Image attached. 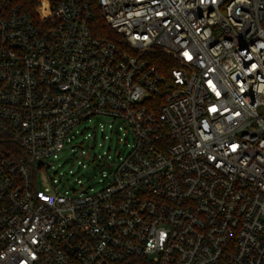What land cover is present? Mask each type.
<instances>
[{"label": "built area", "instance_id": "built-area-1", "mask_svg": "<svg viewBox=\"0 0 264 264\" xmlns=\"http://www.w3.org/2000/svg\"><path fill=\"white\" fill-rule=\"evenodd\" d=\"M97 4L0 0V264H264V0Z\"/></svg>", "mask_w": 264, "mask_h": 264}, {"label": "rangeland", "instance_id": "rangeland-1", "mask_svg": "<svg viewBox=\"0 0 264 264\" xmlns=\"http://www.w3.org/2000/svg\"><path fill=\"white\" fill-rule=\"evenodd\" d=\"M92 125H93L92 123L86 124L85 126H82V128H86ZM87 133L88 132H86L83 135L78 133L77 135L72 136V142L66 148L64 154L61 155L60 160L55 163V169H57L58 164H61L62 165L61 170H64L66 172L70 169L76 170L78 167L77 161H83L89 165L90 163L89 160H87L86 156H81L80 154L82 153L83 150L89 153L93 145H95V149L91 151L90 158H94L95 156L102 154L103 151H107V150L108 151L111 150V152L113 153L114 147H118L120 150L121 149L126 150V147L123 144H118L115 140V137L113 138L112 135L111 136L109 135V138H111V140L104 141L101 134L96 133L95 142H94L92 139L86 138ZM101 144H103V147L100 146ZM73 146L77 147L78 153L75 154L72 152ZM79 175L80 174H78V176ZM53 177H55V170H50L48 174L46 173V171L41 170V172L38 174V183L40 186L44 187L50 183V179ZM81 179H84V181L86 180L85 177H82Z\"/></svg>", "mask_w": 264, "mask_h": 264}, {"label": "trees", "instance_id": "trees-1", "mask_svg": "<svg viewBox=\"0 0 264 264\" xmlns=\"http://www.w3.org/2000/svg\"><path fill=\"white\" fill-rule=\"evenodd\" d=\"M91 1V4H92V6H93V8H94V11H95V22H94V24H95V28H96V30L98 29V34H99V32H101V31H105V32H108V26L106 25V23H104V20H103V18H102V16H101V13H100V11L98 10V4H97V0H90ZM162 58H160V59H158L157 60V62H158V65L160 66V68H162L163 69V67L161 66V64H163L162 63V61L163 60H168V58L165 56H161Z\"/></svg>", "mask_w": 264, "mask_h": 264}]
</instances>
